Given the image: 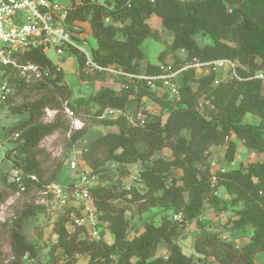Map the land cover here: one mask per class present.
Instances as JSON below:
<instances>
[{
	"label": "trees",
	"instance_id": "16d2710c",
	"mask_svg": "<svg viewBox=\"0 0 264 264\" xmlns=\"http://www.w3.org/2000/svg\"><path fill=\"white\" fill-rule=\"evenodd\" d=\"M69 2L66 22L88 23L96 44L90 50V57L97 66H114L133 76H157L167 65L164 59L170 53L178 57L171 65L174 70L184 65L216 61L231 62L234 68L233 72L229 66L182 71L176 81L178 101L168 98L167 91L161 96L164 101L159 100L155 92L161 87L158 82L150 87L145 80L118 77L123 83L119 91L100 88L91 99L95 106L92 117L116 131L88 142L81 152L82 161L93 174L104 170L110 162L122 168V175L133 164L138 163L141 168L133 186L125 188L119 182L89 189L98 213L99 240H90L85 228L70 232L67 210L53 227L57 238L53 249H59L70 264L75 262L76 256L88 257L86 264H255L256 253L264 250V80L257 78L258 74L264 76V0ZM152 17L172 37L169 48L158 56V65L146 62L141 50L143 41L153 37L148 24ZM198 36L206 37L208 42L199 45ZM69 50L76 59L81 78L88 76L85 55L71 46ZM19 62L55 68L42 48L24 51L19 55ZM2 77L13 92L9 114L22 119L4 130L6 137L18 133L19 138L8 141L3 155L2 160L7 161L13 173L9 174L6 184L9 193L0 191V204L18 190L13 181L16 172L22 174L24 195L32 190L41 191L45 171L37 158L38 147L46 136L57 130L68 131L69 124L62 114L63 101H66L64 106L79 116L76 106H68L71 93L61 84V73L47 83L30 85L12 67L4 69ZM25 91H37L40 96L14 106L12 101ZM200 97L209 101L202 105V112L198 109ZM144 99L157 103L160 110L166 112V118L144 109L136 118L135 108L140 107ZM46 107L59 111L49 124L40 121ZM107 108L121 110L125 116L116 120L98 119ZM129 112H135L136 122ZM247 115L257 118V123L245 122ZM84 129L70 136L72 147L84 137ZM230 137L261 160L246 167L212 173L209 162L212 147L225 146L224 161H234L236 143ZM165 149L170 151V159L155 157ZM63 162L66 165V160ZM176 170L180 171L179 176L173 174ZM27 176H34L36 181ZM139 186H143V192ZM217 187L224 188L229 204L215 195ZM123 202L138 203L140 212L160 208L164 214L158 225L144 224L142 231L130 237L126 217L130 208ZM206 202L214 213L243 203L232 227L240 231L250 227L249 242L237 247L220 234L207 233L194 242V251L201 257L186 256L178 244L180 231L198 219ZM42 209V206L28 204L16 216L0 224V227H8L12 254V260L4 263L0 251V264H23V259H37V247L26 241L23 227ZM107 235L110 243L105 240ZM159 247H164L166 254L156 257Z\"/></svg>",
	"mask_w": 264,
	"mask_h": 264
},
{
	"label": "rangeland",
	"instance_id": "374dc122",
	"mask_svg": "<svg viewBox=\"0 0 264 264\" xmlns=\"http://www.w3.org/2000/svg\"><path fill=\"white\" fill-rule=\"evenodd\" d=\"M54 2L67 6L69 0H53ZM98 2H103L104 0H96ZM70 3V2H69ZM148 24L153 32L152 38H147L143 41L141 45V50L146 56V62H149L153 65H158V56L163 50H167L172 42L171 35L166 32L154 19L153 17L148 21ZM79 32H84L81 27L78 28ZM196 40L199 45L205 44L208 42L206 37L198 36ZM79 41L77 48L80 52H85L90 56V50L92 47H95V41L92 37L86 40V44H81ZM83 48V50H82ZM45 55L51 60L53 65L60 67V73L63 78L61 81L62 85H65L69 92L71 93V102H67L69 105L76 106V110L85 123L84 137L73 144L77 152H82L86 144L91 140L97 138L100 135H103L107 132L116 131L115 128H106L100 123L96 122L92 117L95 106L92 105L93 95L102 87H108L119 91L122 88V81L118 78L111 77L105 74H96L89 72L88 76L81 78L77 70V63L75 57L70 53L69 48H66L62 55H57L55 48L50 46L45 51ZM176 54L168 53L164 59L166 64H174L177 59ZM216 84L214 83V86ZM159 100H163V94L166 90L163 88H156L155 90ZM264 92V87H263ZM167 93V92H166ZM168 95V94H167ZM39 97L37 91H25L20 97H17L12 103L15 105L20 104L23 100L32 99ZM163 96V97H161ZM168 98L169 95H168ZM144 103L139 105L140 107L135 108L136 118H138L141 113V109L147 110L149 113L154 115H161V117L166 118L167 114L165 111H161L160 106L153 101H147L144 99ZM199 102V111L202 112V105L209 104V101L205 100L204 97L198 99ZM63 106L66 104V101H63ZM134 111V110H133ZM135 112H129V116H133ZM135 118V119H136ZM20 116H15L11 114L5 115L4 120V130L10 127L12 124L20 123ZM137 120V119H136ZM133 116V122H136ZM257 118L247 115L245 122L249 124H254ZM8 137V136H7ZM70 137L67 138L66 132L63 130H57L44 141H41L38 147L37 158L41 163L43 168L44 177L41 191L32 190L28 195H23L16 201L13 208L8 209L9 214H16L23 210L26 205H39L42 206V211L37 216L28 219L24 223L23 234L26 238V241L34 244L37 247V259H23V264H70L66 263L67 259L63 256L62 252L59 249L54 250L56 245L57 238L53 233V227L55 222L63 216L68 208L63 206L59 200L55 199L54 196L50 193L45 195L43 192L46 191V186L52 184L59 185L60 187L67 186L72 181V172L67 169V165L63 162L67 152H69L72 145H70ZM0 142L4 143V149L0 150V191L4 193H9V188L7 187L9 174L12 172L9 164L6 160L3 159L5 151L8 149V144H6V132L0 131ZM12 145V144H11ZM57 152L60 154L57 156ZM155 157H162L165 159L171 158V153L169 150L165 149L161 152L155 154ZM245 152L239 151L235 152L234 161L232 163H226L223 161V156L218 154V159L215 165H210L211 172L214 173L219 170H229L246 167L252 161L250 158H245ZM140 164H133L126 169V174L122 175L121 170L117 164L112 162L105 165V169L98 172L97 174L92 173V186H108L111 184H118L120 182L125 188L133 186L135 184L134 179L136 178L137 172L140 170ZM13 173V172H12ZM175 176H179L180 171L176 170L173 172ZM6 183H4V181ZM45 185V187H44ZM142 192L144 191L143 186L138 187ZM10 195V194H9ZM9 195L6 200L9 199ZM215 195L221 201H225L229 204L230 199L227 196L224 188L217 187ZM5 200V201H6ZM5 201L0 204V208L5 206ZM124 206L130 208L129 212L126 214L127 219L129 220V236L133 237L138 232L142 231L143 225L147 223H153L158 225L160 223V218L164 214V210L160 208H151L145 212H140L139 204H131L128 202L122 203ZM243 203L239 202L236 205H231L225 211L213 212V208L208 202L204 204L203 210L198 217V219L187 224L181 231L179 235L178 244L181 247L182 252L189 257L197 259L198 255L194 251V242L195 240L207 233H215L222 235L221 238L232 242L235 246L241 247L249 242V238L252 235V229L250 227H245L244 230H235L233 226V221L236 218L237 212L239 209H242ZM140 214L139 217L137 214ZM3 222L0 221V224ZM92 240V239H90ZM107 243L111 242L109 235L105 237ZM0 251L4 263H8L12 260V254L9 244V231L8 227H0ZM166 250L164 247H159L156 253V257L164 256ZM263 251H259L255 255V264L261 260ZM201 257V256H200ZM211 260V259H210ZM88 257L76 256L75 262L72 264H86ZM264 264V263H263Z\"/></svg>",
	"mask_w": 264,
	"mask_h": 264
},
{
	"label": "built area",
	"instance_id": "2783aa9c",
	"mask_svg": "<svg viewBox=\"0 0 264 264\" xmlns=\"http://www.w3.org/2000/svg\"><path fill=\"white\" fill-rule=\"evenodd\" d=\"M68 6L54 2L53 0H0V131H4L5 115L8 113L9 101L12 90L7 80L3 78V71L9 67L15 68L19 76L23 78L26 84L47 83L54 79L60 73L61 69L55 65L54 70L42 68L38 65L19 62V55L26 50L42 48L43 52L48 47L53 46L57 55H62L66 48H79L75 38L79 34V24H68L66 22L68 15ZM86 58L85 71L109 75L114 78L122 77L125 79L145 80L147 85L153 87L154 82H158L161 88L167 91V94L174 101H178V86L176 84L178 75L189 68H200L213 66L214 70L223 66H229L233 72V64L228 61H216L209 64L184 65L174 70L171 64L162 68V73L157 76H133L122 72L114 66L100 67L92 62L91 57L83 52ZM232 75L235 76L234 73ZM258 79L264 80V76L257 75ZM217 84V82H214ZM123 87V86H122ZM57 109L44 108L40 121L43 124L52 123L58 116ZM62 114L69 124L66 132L69 138L74 132L85 128L84 121L76 116L69 108L63 106ZM125 116L123 111L118 109H104L98 119L116 120ZM50 136V135H49ZM46 136L42 141H44ZM19 138L18 133H13L6 137V144L10 140ZM4 143L0 142V150H3ZM65 156L66 165L72 172V181L65 187L52 184L46 186L47 195L51 192L55 199L68 208L67 225L70 232L79 228H85L89 239H100V227L98 213L92 203L89 189L92 187V171L82 161L81 152H77L72 147ZM60 153L57 152V156ZM252 158H257L256 154L251 153ZM21 175L17 172L13 175V181L17 184L18 190L9 196L5 201V206L0 208V221L6 222L15 216L9 214V208H13L18 198L25 194V186L21 181ZM36 181L34 176H27ZM174 219L176 217L174 216Z\"/></svg>",
	"mask_w": 264,
	"mask_h": 264
},
{
	"label": "crops",
	"instance_id": "0c3cea01",
	"mask_svg": "<svg viewBox=\"0 0 264 264\" xmlns=\"http://www.w3.org/2000/svg\"><path fill=\"white\" fill-rule=\"evenodd\" d=\"M75 1L76 2H79V0H75ZM69 5H70V3L68 2V5L67 6H69ZM79 27H81L84 32H79V34L76 37L75 42L77 43V45H78L79 41L82 42L81 44H86V40L88 38L92 37L91 30L89 28V25H88V23H81V24H79ZM92 48H95V47H92ZM82 50H83V48H82ZM256 123H257V120H255L254 124H256ZM112 128H114V127H112ZM230 140H232V141H234L236 143V150H237V152H239V151H241V152L244 151L245 152V156H246L245 158L246 159L247 158H250V160L252 161L251 163L256 162V161H259L260 157L252 158L251 153H248L247 152V150L245 149V147L242 145V143L240 141L235 140L233 137H230ZM224 148H225V146L221 145V146L212 147L210 149V153H211L210 158H209L210 165H215V163H216V161L218 159L217 158L218 157V154L221 155V156H223ZM225 201H226V199H225ZM260 257H261V260L258 261L257 264H263L264 263V254H262V256H260Z\"/></svg>",
	"mask_w": 264,
	"mask_h": 264
}]
</instances>
